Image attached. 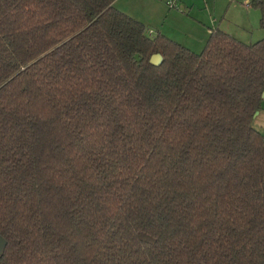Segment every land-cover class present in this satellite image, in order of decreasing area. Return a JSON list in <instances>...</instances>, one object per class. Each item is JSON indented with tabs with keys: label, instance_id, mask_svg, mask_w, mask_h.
Listing matches in <instances>:
<instances>
[{
	"label": "trees",
	"instance_id": "trees-1",
	"mask_svg": "<svg viewBox=\"0 0 264 264\" xmlns=\"http://www.w3.org/2000/svg\"><path fill=\"white\" fill-rule=\"evenodd\" d=\"M114 2L0 0V264H264V37Z\"/></svg>",
	"mask_w": 264,
	"mask_h": 264
},
{
	"label": "crops",
	"instance_id": "crops-1",
	"mask_svg": "<svg viewBox=\"0 0 264 264\" xmlns=\"http://www.w3.org/2000/svg\"><path fill=\"white\" fill-rule=\"evenodd\" d=\"M249 1L242 2L243 7L237 4L238 7L232 12L235 17L229 19L225 17L234 0H115L114 4L119 10L144 23L150 35L161 32L199 52L208 39L211 27H219L243 42H251V33L248 32L250 20L247 19ZM236 3L240 2L236 0ZM192 10H195L194 14H191ZM231 21H236V28L242 29L244 34L233 32L229 26ZM261 114H264V101L263 109L254 119L255 126L262 132L256 123Z\"/></svg>",
	"mask_w": 264,
	"mask_h": 264
},
{
	"label": "rangeland",
	"instance_id": "rangeland-1",
	"mask_svg": "<svg viewBox=\"0 0 264 264\" xmlns=\"http://www.w3.org/2000/svg\"><path fill=\"white\" fill-rule=\"evenodd\" d=\"M237 1L240 3H236V0H234V4L229 9V13L226 15L225 18L229 19V18L235 17V15H232V12H234V10L238 7L237 4L241 7H243L242 2H245V0L244 1L243 0H237ZM191 12H192L191 14H194L195 10H192ZM248 13L249 14H248L247 19L250 20V26L248 28V32L251 33V36H250L251 39L250 40L255 41V40L262 38L264 36V29L260 28V26H259L260 12L257 8L252 7L250 5ZM232 20H234V19H232ZM225 21H226V19H225ZM234 22H236V21H233V22L231 21L229 24V26L231 28H233L231 30H233V32H236V33L240 32V33L244 34L242 29L236 28V24ZM181 27H183V26H181ZM246 34H248V33H246ZM200 50L201 49H199V51ZM256 123H257L258 127L262 130V132L264 133V114H261L257 117Z\"/></svg>",
	"mask_w": 264,
	"mask_h": 264
},
{
	"label": "water",
	"instance_id": "water-1",
	"mask_svg": "<svg viewBox=\"0 0 264 264\" xmlns=\"http://www.w3.org/2000/svg\"><path fill=\"white\" fill-rule=\"evenodd\" d=\"M149 61L153 65H159L162 62V55L160 53H155L150 57ZM257 113L258 112H256L255 115H257ZM6 245H7L6 239L2 235H0V255L4 252Z\"/></svg>",
	"mask_w": 264,
	"mask_h": 264
},
{
	"label": "built area",
	"instance_id": "built-area-1",
	"mask_svg": "<svg viewBox=\"0 0 264 264\" xmlns=\"http://www.w3.org/2000/svg\"><path fill=\"white\" fill-rule=\"evenodd\" d=\"M170 5H173V4H171V3H169ZM174 6V5H173Z\"/></svg>",
	"mask_w": 264,
	"mask_h": 264
}]
</instances>
